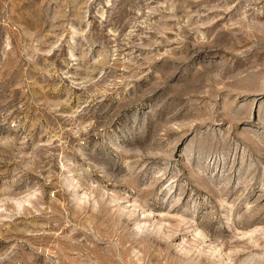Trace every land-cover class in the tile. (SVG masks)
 <instances>
[{"label": "rangeland", "instance_id": "1", "mask_svg": "<svg viewBox=\"0 0 264 264\" xmlns=\"http://www.w3.org/2000/svg\"><path fill=\"white\" fill-rule=\"evenodd\" d=\"M0 264H264V0H0Z\"/></svg>", "mask_w": 264, "mask_h": 264}]
</instances>
